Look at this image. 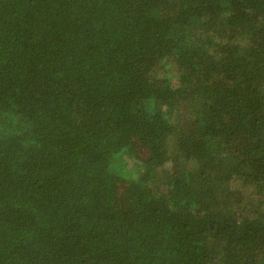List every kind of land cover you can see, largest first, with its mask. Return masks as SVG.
<instances>
[{
    "label": "trees",
    "instance_id": "obj_1",
    "mask_svg": "<svg viewBox=\"0 0 264 264\" xmlns=\"http://www.w3.org/2000/svg\"><path fill=\"white\" fill-rule=\"evenodd\" d=\"M0 264H264V0H0Z\"/></svg>",
    "mask_w": 264,
    "mask_h": 264
}]
</instances>
